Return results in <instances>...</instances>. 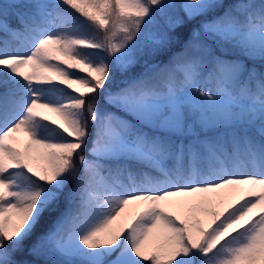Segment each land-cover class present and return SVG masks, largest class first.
<instances>
[{
	"label": "snow or ice",
	"instance_id": "6c2138e0",
	"mask_svg": "<svg viewBox=\"0 0 264 264\" xmlns=\"http://www.w3.org/2000/svg\"><path fill=\"white\" fill-rule=\"evenodd\" d=\"M0 32V264H264V0H0Z\"/></svg>",
	"mask_w": 264,
	"mask_h": 264
},
{
	"label": "trees",
	"instance_id": "16d2710c",
	"mask_svg": "<svg viewBox=\"0 0 264 264\" xmlns=\"http://www.w3.org/2000/svg\"><path fill=\"white\" fill-rule=\"evenodd\" d=\"M178 2H179V0H178ZM184 35L187 36V33L185 32ZM6 38L9 40L11 46H13L14 43L16 42V40H13L11 37H5L4 34H3L2 32H0V44H2V41H3L4 39H6ZM164 59H167V57H164ZM100 105H101V106H104V105H105V102H104L103 98H101V100H100ZM110 109H111V108H110ZM112 110L115 111V109H112ZM118 113H119V112H118ZM119 114L123 115L122 113H119ZM129 119H130V117H129ZM33 239H34V237H33ZM31 242H32V241L29 240V241H27L26 243H31Z\"/></svg>",
	"mask_w": 264,
	"mask_h": 264
},
{
	"label": "rangeland",
	"instance_id": "374dc122",
	"mask_svg": "<svg viewBox=\"0 0 264 264\" xmlns=\"http://www.w3.org/2000/svg\"><path fill=\"white\" fill-rule=\"evenodd\" d=\"M22 44H23V38H21L20 40H16V42H15L14 45H13V47H16V46H22ZM2 46H3V44H0V47H2ZM25 71H28V69H25ZM48 115L55 117L53 113H48ZM118 115H119V114H118ZM23 138H24V137H23V135L21 134V139H23Z\"/></svg>",
	"mask_w": 264,
	"mask_h": 264
}]
</instances>
